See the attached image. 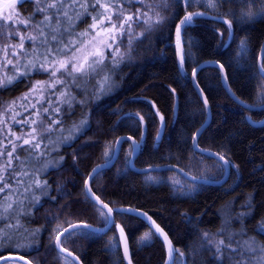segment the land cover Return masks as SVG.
Here are the masks:
<instances>
[{"label": "trees", "instance_id": "obj_1", "mask_svg": "<svg viewBox=\"0 0 264 264\" xmlns=\"http://www.w3.org/2000/svg\"><path fill=\"white\" fill-rule=\"evenodd\" d=\"M109 3L111 0H100V4ZM118 6L125 9V16L132 15L134 21L137 13H146L149 24L154 26L145 31L147 24L132 23L131 36H121L107 20L111 14L112 22L119 27L115 9L97 5V11L105 13L100 19L103 18L106 35L97 52L103 53V62L89 75L76 73L75 81L67 77V88L62 83L49 87L56 79H64L60 72L52 80L44 71L23 75L25 60L20 49L17 48L16 56L12 55L11 47L7 56L0 51V79L12 76L13 65L16 66V78L10 85L0 87V149L4 146L11 149L9 139L22 144V140L16 139L18 136L31 139L28 134L36 125L24 121L37 119L36 112L42 111V106L49 108L44 115L57 122L50 134L44 133L48 138L34 150L35 155L30 157L20 148L14 153L25 161L23 168L28 175L20 185L9 179L13 194L8 202L13 207L0 219V229L8 234L0 241V258L19 255L33 264H76L57 249L55 237L73 223L94 226L107 223L97 209L107 214L106 211L89 197L85 182L96 165L111 158L116 140L123 135L140 142L135 168L175 164L196 177L221 179L224 164L214 156L196 151L193 145V135L207 120V109L193 85L192 73L207 62L198 69L196 82L208 102L210 118L196 144L228 161L230 171L226 180L211 185L191 182L176 170L135 171L129 164L134 145L124 139L114 163L98 170L90 179L92 192L113 209L111 227L87 237L82 233L90 230L79 228L76 235L64 234L60 243L83 264H166V244L148 219L137 213L141 211L165 232L172 248L178 250L171 264H233L229 259L231 249L222 259L216 256L219 241L227 244L231 237L233 249L250 238L264 245V233L256 231L264 223V108L256 107L264 97V76L258 68L264 41V13H261L264 0H230L216 10L207 8L202 0L190 7L184 0H169L167 8L161 0L142 3L134 0L131 4L120 0ZM35 7L34 0H21L15 4L18 17L12 15L11 20H6L8 16L0 15V23L18 28L20 35L35 34L31 24L26 30L17 22L27 20ZM249 9L261 15L249 23L236 19ZM97 11L89 7L91 15H83L63 36L66 42H77L75 46L80 48L77 57L85 53L80 42L83 45L87 40L92 16ZM190 12L208 15L196 17L186 29L181 26V63L176 30ZM157 13L166 18L158 25ZM217 16L222 19H215ZM42 18L36 13L32 23ZM226 20L231 21V35ZM85 30L88 34L81 36ZM9 43L17 45L19 36L0 37V49ZM108 44L112 47L108 48ZM33 47L25 41L24 48L30 53ZM46 47L40 46L39 52L44 53ZM99 58L97 55L95 59ZM8 60L12 63H7ZM219 65L233 94L254 108L244 107L227 92ZM61 91L74 97L70 105L58 102V98L64 99ZM26 94L27 98L21 99ZM55 108L60 111H53ZM82 121L85 123L81 126ZM44 127H48L47 122ZM23 148L28 149L29 145ZM16 163L13 160V165ZM7 192L0 193V203ZM36 229L39 232L33 237ZM147 230L155 235L138 243L139 236ZM110 232L120 239L117 261L111 258L106 246L105 236ZM32 241L35 242L30 247L26 246Z\"/></svg>", "mask_w": 264, "mask_h": 264}, {"label": "snow or ice", "instance_id": "obj_2", "mask_svg": "<svg viewBox=\"0 0 264 264\" xmlns=\"http://www.w3.org/2000/svg\"><path fill=\"white\" fill-rule=\"evenodd\" d=\"M120 0H111V3L108 5L100 4V0H34L35 3V10L34 12L28 17L27 20L24 19H18V23H21L24 25L25 29L27 30L29 28V25L31 24L32 31L35 32V34H32L29 32L26 35H20V30L18 28L10 27L6 23H0V37H4L5 39H8L9 37H16L19 36V43L17 45H9L5 46L4 48L0 49V51H3L5 56L8 55V49L11 47L12 49V55H17V48L20 49V55L25 60V63L22 65V67L25 69V71L22 73L23 75H27L29 71H44L48 72L49 79L52 80L53 77H56L57 72H60L61 77L64 79H56L53 81L49 87H55L56 83H62L64 84L65 88L68 87L67 85V77H71L73 81L77 79L76 73H79L80 75H89L91 72L96 71V65L101 64L103 62V53H96L95 55H98L99 59H93L91 62L88 61L87 56L83 57L81 60L79 57H77L76 53L80 51V48H77L75 45L77 42H66L63 39V36L66 32L69 31V27L72 24L73 15L76 19H79L82 15H91L90 12H88V8L91 7L94 11H97V5L104 8H114L115 9V19L117 22H119V27H117V23L112 22L113 17L111 14L107 15V20L109 21L111 25V29L117 30L121 36L128 35L131 36V29H132V23H136L137 26H140L141 24H147L148 28L145 29V31H150L151 28L154 26L153 24H149V18L147 17V14H141L137 13L135 21L133 20L132 15H124L125 9L123 7H119ZM128 4H131L134 2V0H126ZM135 2H141L142 0H135ZM199 2V0H184V3L186 6L190 7L192 3ZM203 4L210 9L216 10L220 6H222L224 3L230 2V0H202ZM161 3L164 8H167L169 6V0H161ZM13 8V15H16L18 17V13H15V3L11 5ZM77 8L82 9V12L75 11ZM70 10L72 14H70ZM151 10V8H149ZM36 13H40L42 15V19L32 23L34 16ZM261 13H264V9H261ZM261 13L253 12L251 9H249L247 12H242L239 17H236L240 22L249 23L256 20L257 16L261 15ZM208 15L207 12H195V13H188L185 15V17L180 21V25L177 26L176 35H177V42L181 43V34H182V27L186 29L187 26L191 25L196 17L205 16ZM105 16V13H101L97 11V15L92 16L93 21H97L100 19V17ZM13 17L12 15L4 18L6 20H11ZM166 18L164 16L159 15L157 13L155 24H161L164 22ZM215 19H222V17L217 16ZM103 21H101L102 23ZM225 23H228V31L229 35H231V29L232 24L231 21H225ZM125 24H127V28H125ZM65 25H68L69 27H65ZM96 24L93 23L90 25V28H95ZM5 29H8L5 31ZM88 30H85L84 33H81V36L87 35ZM142 34V33H141ZM112 39L115 40V34H113ZM29 41L34 47L32 48V52L30 53L29 50L24 48L25 41ZM55 42V43H53ZM123 41H121L122 43ZM81 46L82 45V42ZM132 41L129 40V45H131ZM243 45V42H242ZM40 46H47L45 48L44 53L39 52ZM108 48H111L112 45L108 44L106 45ZM119 53V48L116 49V54ZM32 55L35 58L29 59V56ZM52 56V59L49 60V56ZM61 56H66L67 58L61 59ZM7 63H12L11 60H8ZM19 63V61H17ZM181 63H183V56L181 57ZM45 65H48V67H45ZM58 65V66H56ZM51 68V71L49 70ZM15 69L16 66L13 65V75L5 77L4 79H0V87H6L10 85L15 79ZM260 72L262 75H264V64L260 66ZM61 96L64 97L63 100H60L58 98V102L65 103V104H71L72 97L70 94H65V92L61 91ZM27 94L25 97H22L21 99H26ZM261 106H264V97H262L260 101ZM33 107H35L33 105ZM53 111H60L59 108L53 109ZM49 112V108H43L42 111L37 110L36 116L37 119L30 120V121H24L25 124H33L36 125V127H33L31 129V132L28 134L31 139H24L22 136L16 137L17 140H22V144L17 145L14 143L11 139L8 140V143L11 145V149L9 150L6 146H4L2 149H0V193H5L6 190H8L7 194L3 197V203H0V219H4L6 214L9 213V211L13 207V203L8 202V198L13 194V189L10 187L9 179H15L16 184L20 185L23 183V177L28 175V172L23 168V165L25 164V161L20 159L19 154L14 155V153L17 152V148H20L22 151L28 152L29 156L35 155V149H39L41 147V141L48 138L44 135V133H51L52 125L54 123H57L52 120L51 116L44 115ZM142 119V118H141ZM163 120V117H161ZM47 122L48 127L45 128L44 124ZM85 122H81V126ZM79 130V128L77 129ZM39 137V139H38ZM159 138V137H158ZM29 145L28 149H24L23 145ZM138 144H134L132 151L135 152L136 148L138 147ZM195 146V141H194ZM44 153H41L43 155ZM131 154V153H130ZM105 156H108V153H105ZM223 159V157H220ZM13 160H15L17 163L16 165H13ZM94 172L98 171V169H94ZM198 179V178H193ZM27 190V189H25ZM18 191V188L16 189ZM87 191L91 192V188H88ZM94 195V194H93ZM97 200H99V197H96ZM104 208H108L107 204L103 205ZM247 207H251V203L249 202L247 204ZM100 216L104 218L106 222H109V216L105 214L100 209H97ZM113 209L108 208V212L111 213ZM241 215H246V213H242ZM150 219V218H149ZM155 222L153 221V224ZM86 229H90L88 232H83L82 234L84 236H90L93 232L97 231L96 229H92L90 225L85 224L83 226ZM72 231H69L68 229H64V233H67V237H71L72 235L77 234V229L80 228V225H71ZM157 231H161L159 227L157 226ZM256 231L258 233H264V223L257 226ZM39 232V229H36L32 236L34 237L36 233ZM121 234H123L124 229H120ZM8 234L4 232L3 229H0V241H3L4 238ZM155 235V233H149L146 234L145 237H143V240H147L149 236ZM205 236V242L207 241V234H204ZM10 238V237H9ZM165 240H167V236L165 235ZM35 241L30 242L28 247L31 246V243H34ZM170 243V242H169ZM60 245V240L57 238V246ZM21 245H17V247H20ZM231 251L229 252V250ZM63 251H67L66 249H62ZM126 251V248H125ZM175 252H178L177 249H172L170 247L169 250V256L170 259L175 260V256L173 255ZM229 252V259L233 262V264H264V245L259 244L254 238H250L249 240H246L243 242L242 245H240L238 248H231V237H229V243H225V241L221 240L216 245V256L218 258H223L224 253ZM247 254V255H245ZM71 255V253H69Z\"/></svg>", "mask_w": 264, "mask_h": 264}, {"label": "water", "instance_id": "obj_3", "mask_svg": "<svg viewBox=\"0 0 264 264\" xmlns=\"http://www.w3.org/2000/svg\"><path fill=\"white\" fill-rule=\"evenodd\" d=\"M177 48H178V51H179V56H180V59L182 57V42L181 43H178L177 42ZM264 53V41L262 43V46H261V50H260V55H259V59H258V68L260 69V66H261V60H262V55ZM207 64V62H203L201 63L198 67H196L194 70H193V73H192V82H193V85L195 86V88L197 89L198 93L201 95L204 103H205V106H206V109H207V120L206 122L199 128L197 129V131L195 132V134L193 135V145H194V141H195V146H194V149L196 151H200L204 154H208V155H211V156H214L216 157L217 159H219L223 164H224V167H225V173H224V176L221 178V179H208V178H204V177H196L194 175H192L191 173L185 171L184 169L178 167L177 165L175 164H164V165H158V166H151V167H146V168H135L134 167V159L138 153V150H139V147H140V142L136 141L135 139H133L131 136H128V135H123L121 137H119L116 142H115V145H114V150H113V153H112V156L109 160L105 161V162H102L98 165H96L90 172L89 176L87 177L86 179V182H85V188H86V192L87 194L89 195V197L91 199H93L103 210L106 211L107 215L109 216V222H107L105 225L103 226H94V225H91V224H87V223H73L71 225H80V228H84L83 226L85 224L87 225H90L92 229H96L97 231L95 232H98V233H103V232H106L112 225L113 223V211L111 213L108 212V208H110V206L103 202L100 198L99 200L96 199V195L92 192H89L87 191L88 188H90V179L91 177L93 176V174H95L96 172H94L93 170L94 169H102V168H108L110 167L114 161L116 160L119 152H120V148H121V145H122V142L124 141V139H129L133 145L134 144H138L139 146L136 148L135 152L132 153L131 157H130V160H129V164H130V167L135 170V171H138V172H145V171H149V170H163V169H170V170H176L177 172H179L181 175H183L187 180L191 181V182H195V183H206V184H211V185H216V184H220L222 182H224L229 174V171H230V165L228 163L227 160H225L224 158L221 159L220 157H222L220 154H218L217 152H214L212 150H209V149H203V148H200L199 146H197L196 144V141H197V138L199 136V134L201 133V131L203 130V128L206 126V124L209 122V118H210V108H209V105H208V102L202 92V90L199 88V86L197 85V82H196V73L198 71V69ZM219 68L221 70V78H222V82L227 90V92L240 104H242L244 107L246 108H254V106L252 105H249L241 100H239L232 92V90L229 88L228 84H227V79H226V76H225V71L223 69L222 66L219 65ZM260 71V70H259ZM261 73V72H260ZM262 74V73H261ZM264 76V75H263ZM257 108H264V106H261V105H258L256 106ZM143 121V120H142ZM146 130V127L145 125L143 124V132H145ZM193 178H198V179H193ZM94 194V195H93ZM104 204H107L108 205V208H104L103 205ZM137 213H139L140 215H143L144 217H146L148 219V221L150 222V225L152 227L153 230H155L161 237L162 239L164 240L165 244H166V247H167V261H166V264H171L172 262V259H170V256H169V250H170V247L172 248V245L171 243H169V239L167 237V240H165V232L159 228L161 231H157V225L154 223L153 224V221L151 219H149V217H147L143 212L141 211H137ZM71 225L65 227L64 229H68L69 231L72 230L71 228ZM64 229H62L61 231L58 232V234L56 235L55 237V244H56V247L57 249L63 253L64 255L72 258L76 264H83L79 258L77 256H75L71 251L67 250V251H63L62 249H65L61 243L59 246H57V238H59V240L61 241V238L64 234ZM90 230V229H88ZM167 236V235H166ZM173 249V248H172ZM69 253H71V255H69ZM5 260H20L23 262V264H33L31 263L28 259L22 257V256H19V255H6V256H3L0 258V263L5 261ZM19 261V262H20ZM130 264V262H129Z\"/></svg>", "mask_w": 264, "mask_h": 264}, {"label": "rangeland", "instance_id": "obj_4", "mask_svg": "<svg viewBox=\"0 0 264 264\" xmlns=\"http://www.w3.org/2000/svg\"><path fill=\"white\" fill-rule=\"evenodd\" d=\"M19 1H21V0H0V15H2V16L3 15L4 16L13 15V8L11 7V5L13 3L16 4ZM199 1H201V0H199ZM75 11L82 12L83 10L77 8ZM70 14H72L71 10H70ZM82 18H83V15L79 19H76L75 16L73 15L72 24L75 25ZM101 21H103V18L98 19L97 21H92V23L90 24V25H92L93 23H95L96 27L90 28V26H89L90 32L88 34L87 40L83 43V47H82L85 49V53L79 57L81 60L85 56H87L89 62L92 61L93 59L97 58V55H95V54L97 52H99V50H100L99 46L102 43V41L106 35L105 29H103ZM72 24L70 27L68 25H65V27H69V30H70L72 27ZM68 32H66V33H68ZM149 233H150V230L143 232L138 238V243H143V242L148 241L150 239V236L146 241L143 240L142 238L145 237L146 234H149ZM105 237H106V241H107L106 246H107V249L110 253V256L112 259H114V261H117L119 258V255L116 252V249L120 245V239L118 237H116L115 234L112 232L108 233ZM121 237H122V235H121ZM121 243H122V246H124L123 240ZM19 261L20 260H18V261L9 260L8 264H23L22 261H20V262Z\"/></svg>", "mask_w": 264, "mask_h": 264}]
</instances>
